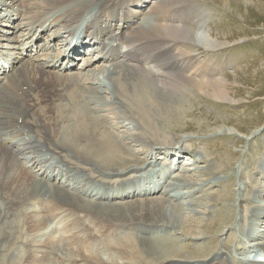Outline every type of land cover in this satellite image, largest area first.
Listing matches in <instances>:
<instances>
[{"label": "bare ground", "instance_id": "1", "mask_svg": "<svg viewBox=\"0 0 264 264\" xmlns=\"http://www.w3.org/2000/svg\"><path fill=\"white\" fill-rule=\"evenodd\" d=\"M191 1L0 0V53L11 46L19 59L0 74V264H264V164L249 194L240 184L231 202L228 175L186 150L207 141L168 135L185 131L184 83L236 99L226 73L218 78L214 61L195 53L228 42L194 32L204 24ZM41 29L72 40L20 57ZM85 38L99 55L83 56L79 73L64 71ZM147 64L168 72L155 80Z\"/></svg>", "mask_w": 264, "mask_h": 264}, {"label": "rangeland", "instance_id": "2", "mask_svg": "<svg viewBox=\"0 0 264 264\" xmlns=\"http://www.w3.org/2000/svg\"><path fill=\"white\" fill-rule=\"evenodd\" d=\"M156 1L158 0H154V3ZM188 7L190 12L198 13L200 22L204 24L203 28L198 26L194 32L209 36V38L215 36L228 42L216 51H205L199 47L200 49H196L195 53L201 60L206 58L214 61L218 78L223 77V73H226L229 79V83H227L229 91L236 99L231 101L216 100L205 90L196 88L194 90L190 84L181 80V83L186 86L183 95L185 96L184 103L188 107V112H183L180 116V126L184 127L185 131L182 132L181 128L177 131L171 129L168 135L170 140L184 133L193 139L206 140V145L191 148L193 149L191 153H194L192 159L199 156L198 152L202 151L208 155H205L203 166L209 162L218 164L220 174L224 176L225 173L229 177V184L226 188L231 202H235V198L239 196V185L243 184L247 188L244 189V193L249 194L252 181L256 179L258 170L264 164V0H193ZM4 13L5 11L0 10V16H3ZM18 17L17 15L15 19ZM0 20L3 19L0 18ZM143 21H145L144 16L142 17ZM2 22L6 23L0 21V23ZM8 24L14 25V23ZM7 28L9 26L1 27L5 30ZM77 59L76 63L79 65L75 66L74 73L80 71L81 61ZM146 68L155 72L150 75L152 78L155 77L153 78L155 80H157L158 74L168 72L156 64H147ZM111 111L106 110L103 113L113 116ZM224 124L234 126L240 132L236 130L233 134L217 133L215 129ZM187 144L191 145L192 142H187ZM166 152L164 150L158 155H165ZM215 155L219 156L218 159L215 157L216 161L213 159ZM160 161L164 162L162 159ZM181 161L183 166L195 167L190 164L188 166L189 162L186 163V159ZM168 163L166 162L164 167H167ZM137 164L142 165L143 163ZM175 165L171 163L172 167ZM258 181L264 186L263 177L260 176ZM169 182L170 180L167 184ZM224 184L221 183L220 186H224ZM215 189H220V187L216 186L211 191ZM262 202H264V198ZM241 212H243V208L242 211L239 207L234 208L235 219ZM226 238L227 235L218 237L214 246L218 248L223 241H227ZM237 251L238 245L231 241L230 248L226 253L228 256L231 255L232 263L238 256ZM260 253L261 255L257 257L264 261V252L260 251ZM253 255L255 254L251 252L250 256Z\"/></svg>", "mask_w": 264, "mask_h": 264}]
</instances>
